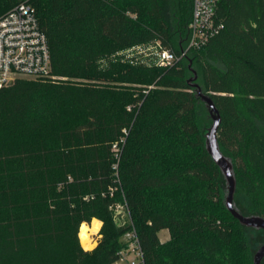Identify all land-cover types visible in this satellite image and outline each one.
<instances>
[{
  "label": "trees",
  "instance_id": "trees-1",
  "mask_svg": "<svg viewBox=\"0 0 264 264\" xmlns=\"http://www.w3.org/2000/svg\"><path fill=\"white\" fill-rule=\"evenodd\" d=\"M26 1L52 72L0 91V264H115L132 230L145 264H254L188 77L192 63L220 112L237 207L264 218V0H220L224 30L171 68L113 56L139 45L180 53L192 0H0V15ZM120 200L124 227L111 210ZM94 219L112 229L85 251L97 228L87 241L81 230Z\"/></svg>",
  "mask_w": 264,
  "mask_h": 264
},
{
  "label": "built area",
  "instance_id": "built-area-1",
  "mask_svg": "<svg viewBox=\"0 0 264 264\" xmlns=\"http://www.w3.org/2000/svg\"><path fill=\"white\" fill-rule=\"evenodd\" d=\"M192 3L188 38L180 53L160 45L151 53L152 48L139 45L123 50L119 55L135 65L153 56L156 66L171 68L187 58L190 52L206 47L225 27L218 16L220 0H192ZM51 72L48 38L41 29L36 9L30 2H22L0 19V91L18 78L46 79L51 77ZM114 149L120 151L117 145ZM116 157L119 158V154ZM111 210L118 227L131 223L126 202L116 203ZM123 242L128 247L120 252L115 264H145L136 231L127 232Z\"/></svg>",
  "mask_w": 264,
  "mask_h": 264
},
{
  "label": "water",
  "instance_id": "water-1",
  "mask_svg": "<svg viewBox=\"0 0 264 264\" xmlns=\"http://www.w3.org/2000/svg\"><path fill=\"white\" fill-rule=\"evenodd\" d=\"M192 70V69H191ZM194 77L188 80V84L195 91V95L205 105L208 116L212 121L211 126L205 133L206 150L219 167L221 174L225 181L224 186V204L232 216L239 221V223L247 229H255L264 231V218L259 215H245L243 214L235 203V193L237 189V179L233 161L230 157L226 156L220 147L218 132L222 122L221 115L217 109L213 98L205 93L202 87L196 82L197 73L192 70ZM13 83L10 84V86ZM264 260V244L253 256L254 264H262Z\"/></svg>",
  "mask_w": 264,
  "mask_h": 264
},
{
  "label": "rangeland",
  "instance_id": "rangeland-1",
  "mask_svg": "<svg viewBox=\"0 0 264 264\" xmlns=\"http://www.w3.org/2000/svg\"><path fill=\"white\" fill-rule=\"evenodd\" d=\"M6 13H2L0 15V19L5 15ZM120 52L113 56V57H117L121 62L126 63V64H132L131 62H129L128 60L122 58L120 55ZM109 61L108 60H104L101 64L103 65V67L106 66V64H108ZM188 63V62H187ZM133 65V64H132ZM189 67L190 69L194 70L196 73V66L195 65H192V63L189 64ZM192 70H190V74H189V77H188V80L192 79L194 77V74L192 72ZM197 76H198V73H197ZM18 79H25V80H28V81H42L43 79H33V78H18ZM17 79V80H18ZM46 82H54V81H51V80H44ZM83 80H78V82H82ZM60 82H64V80H61ZM198 83V78H197V81ZM135 88H141L142 90H146L148 87L146 85H137L135 84L134 85ZM146 92V91H145ZM202 122H203V125H204V130H205V133L206 131L208 130V128L211 126L212 124V121L210 120V118H208V113L207 111H203L202 112ZM119 183L121 182L120 181V178L118 179ZM118 188L114 189V191H116ZM118 203H123V200L119 201ZM246 215H250L249 213H245ZM100 220L97 221V219L93 220V222L88 225L86 224L90 229H94V227H96V231L92 233V241L91 243L93 244V247L91 248H88L86 249L85 247H83V245L81 244V241H80V244L82 246V248L85 250V251H93L95 248H97L98 244H99V240L102 238V230L103 228H106L107 231L111 232V224L109 222L105 223L103 221H100L101 223H99ZM96 223V224H95ZM81 228V227H80ZM81 230V229H80ZM80 230H79V233H80ZM246 233H247V237L249 239V242H250V245L252 247V252H253V256L257 253V251L263 246L264 244V231L262 230H255V229H247L246 230ZM82 237H84V239L87 241L88 240V234L87 235H82ZM159 237H160V240L162 242L164 241H167L170 237V234L167 230H163L160 234H159ZM80 240V238H79ZM262 264H264V260L262 261Z\"/></svg>",
  "mask_w": 264,
  "mask_h": 264
},
{
  "label": "bare ground",
  "instance_id": "bare-ground-1",
  "mask_svg": "<svg viewBox=\"0 0 264 264\" xmlns=\"http://www.w3.org/2000/svg\"><path fill=\"white\" fill-rule=\"evenodd\" d=\"M89 233V228L87 225H83L82 230H81V234L82 235H87Z\"/></svg>",
  "mask_w": 264,
  "mask_h": 264
},
{
  "label": "crops",
  "instance_id": "crops-1",
  "mask_svg": "<svg viewBox=\"0 0 264 264\" xmlns=\"http://www.w3.org/2000/svg\"><path fill=\"white\" fill-rule=\"evenodd\" d=\"M96 220V219H95ZM98 221V220H97ZM99 223H101L100 221H99ZM168 231V230H167ZM169 232V231H168ZM165 242V241H164Z\"/></svg>",
  "mask_w": 264,
  "mask_h": 264
}]
</instances>
